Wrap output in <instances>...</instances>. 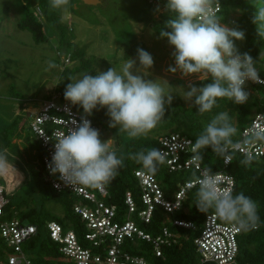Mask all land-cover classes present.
<instances>
[{"label": "clouds", "instance_id": "9594fccd", "mask_svg": "<svg viewBox=\"0 0 264 264\" xmlns=\"http://www.w3.org/2000/svg\"><path fill=\"white\" fill-rule=\"evenodd\" d=\"M70 0H50L53 9L66 10ZM254 9L252 23L256 33L264 39V0H250ZM220 0H167L165 10L171 15L160 30L161 38H167L174 46L172 53L175 67L183 77L202 74L211 82L197 86L189 81L184 99L191 101L199 114L209 113L219 107L218 101L227 98L236 104H245L250 93L246 83H257L261 78L254 60L248 53H240L235 41H243L245 32L238 27L222 23ZM169 29V30H165ZM137 60L128 58L118 71L115 67L97 74H81L71 78L64 92L65 99L72 105L83 108L85 118L72 122L65 132L52 134L55 141L54 154L48 164L52 175L59 178L73 190L78 186L102 189L117 178L124 160L111 147L110 140L101 139L98 129L87 119L94 110L106 108L110 117L109 127L118 128L131 138L146 136L163 121L166 105L173 103V93L167 92L160 79H147L154 64L153 56L143 48L137 49ZM262 54L260 53V58ZM49 67L55 65L49 61ZM264 145V126L253 125L246 136L239 130L228 111L217 113L205 125L204 130L192 143V159L202 161L203 151L211 149L218 156L237 151L241 145L253 147ZM8 149L0 150V176H8L15 166L8 159ZM130 159L147 172L155 174L166 162V154L157 148H141L130 154ZM253 161L251 152L241 161L249 165ZM18 171V170H17ZM194 175L198 185L195 205L202 213L210 210L220 220L232 224L237 230L256 229L260 217L257 203L243 192L233 194L223 187V181L211 166L199 169Z\"/></svg>", "mask_w": 264, "mask_h": 264}, {"label": "trees", "instance_id": "16d2710c", "mask_svg": "<svg viewBox=\"0 0 264 264\" xmlns=\"http://www.w3.org/2000/svg\"><path fill=\"white\" fill-rule=\"evenodd\" d=\"M166 3L167 0H161V5L159 6V11L161 12H159L158 18H154L150 14L139 18L141 22L148 21L158 36H160V30L164 28L166 21L172 18L165 10ZM220 4L223 10L219 16L223 18L222 23L224 24L230 23L233 13L240 11L241 14L235 19L232 27H238L243 30L245 39L243 41L237 40L235 43L240 53H248L254 60L260 62V67L257 68L260 76L264 78V58L259 60L260 53L264 57V39H260L257 36L256 26L252 23L254 9L249 0H220ZM152 5L148 2L150 8ZM18 28L30 32L36 44H42L48 40L44 24L35 12L26 11L24 19L18 22ZM163 39L167 40V38ZM138 48H143L149 52L145 43L136 42L127 49L125 59L137 57ZM70 56L71 58L77 57L75 53ZM66 71L64 70V72ZM210 82V77H208L198 81L197 86H203ZM247 87H250L252 92H249V100L245 104H236L225 98L219 100V107H215L211 112L199 114L194 104L186 107L179 102H173L171 106L166 105L165 117L154 129L155 136L129 140L118 136L114 139V150H116L118 157L123 158L124 164L120 168L117 178L106 184V187L109 191L107 201L117 207L119 221H125L128 215V207L125 203L127 192L133 194L137 205L142 209L141 188L135 176V171L143 169V167L130 159V154L139 151L141 148L160 149L158 138L169 133H179L195 142L196 138L204 130L205 125L213 116L222 111L229 112L241 135L242 131L251 123L255 114H253L254 111L256 113H264V86L247 83ZM65 101L67 100L65 99ZM69 103L71 104V102ZM72 106L80 111L81 106ZM30 132L27 134L24 127L20 128L19 118H16L11 123L0 119V150L4 148L8 150L18 149V144L14 141H21L25 146L26 171L29 174V179L27 178L25 183L27 194L17 203H14L12 195H9V202L4 208L1 220L19 219L37 226V233L23 245L26 255L32 260L33 264H74L72 260L60 252L58 245L52 241L47 225L51 221H57L65 229H74L79 238L82 239L83 224L74 212V206L78 203V199L67 192L58 193L46 182L43 167L44 152L39 141ZM244 158L238 154H233L230 164L225 166L224 156L216 155L209 148L203 151V159L200 162L203 167L211 166L214 172L226 171L232 175L235 179L233 194L243 192L257 203V212L260 217L259 224L256 229L242 231L239 238L238 263L264 264V156L253 158L252 163L249 165L241 163ZM152 175L158 178L166 197L171 199L178 186L188 180H192L196 174L190 172L172 173L168 170V167L162 164L158 167L157 172ZM197 189L198 186L188 191L187 199L184 203L185 211L178 213L174 217L192 221L200 228L206 216L213 212L210 210L207 213H202L198 210L195 205ZM53 203L63 205L65 210L63 215H53L49 212L48 206ZM165 221L166 215L162 209L158 208L154 212L151 224L143 226V228L156 235L164 226ZM165 226L170 227L173 232L180 233L178 243L164 249L162 257L153 256L151 246L146 243L142 245V248H146L149 253L143 250L138 253L149 258L152 264H198L200 256L193 242L196 234L188 230L174 228L169 223L165 224ZM12 253L13 250L0 235V264H8L7 258Z\"/></svg>", "mask_w": 264, "mask_h": 264}, {"label": "rangeland", "instance_id": "374dc122", "mask_svg": "<svg viewBox=\"0 0 264 264\" xmlns=\"http://www.w3.org/2000/svg\"><path fill=\"white\" fill-rule=\"evenodd\" d=\"M99 1L98 5L88 6L82 0H70L66 10H59L50 7V0H0V119L11 123L19 118L20 128L24 127L29 134L31 114L43 101L57 93L65 100L67 84L71 83V78H80L83 73L95 75L111 67L119 71L128 60L125 59L127 49L136 42L145 43L154 58L147 79H160L165 90L173 93V102L186 107L193 105L183 98L187 84L192 81L197 85L198 81L208 77L198 74V79L197 76L183 77L179 71L170 72V66L175 67L173 46L158 36L148 21H139L147 14L158 18L159 7L152 5L150 8L149 0ZM26 11L40 16L47 42L36 44L30 32L18 28V22L24 19ZM240 14L236 11L232 18L236 19ZM72 53L77 57L66 63L65 59ZM131 59H136L139 67L137 57ZM49 61L55 67L50 68ZM256 67H260V62ZM246 91L252 92L250 87ZM80 112L86 115L82 107ZM87 117L96 124L102 140L111 139L113 149L116 137L133 139L118 128L109 127L110 117L106 108H98ZM153 136L154 130L138 138ZM14 142L18 149L8 150V159L18 170H12L15 182L7 178L5 181L0 176V183L7 186L12 201L17 203L27 194L25 183L29 174L26 171L25 146L21 141ZM77 201L82 202L80 199ZM48 209L53 215H63L65 211L62 204L54 203Z\"/></svg>", "mask_w": 264, "mask_h": 264}, {"label": "built area", "instance_id": "2783aa9c", "mask_svg": "<svg viewBox=\"0 0 264 264\" xmlns=\"http://www.w3.org/2000/svg\"><path fill=\"white\" fill-rule=\"evenodd\" d=\"M149 3L159 7L161 0H149ZM222 10L221 5L217 14L220 15ZM229 22L226 24L232 27L235 19L231 18ZM70 60L71 56L67 57L65 62L69 63ZM260 78L257 83L252 81L247 83L264 86V78L261 76ZM83 118L85 115L57 93L40 104L39 108L31 114L29 123L30 131L39 141L44 152L43 167L46 182L58 193L67 192L78 200H82L74 206V212L83 224L82 239L74 229H65L57 221H51L47 225L50 238L58 245L65 257L72 260L74 264H152L149 258L138 252L143 250L149 253L146 248H142V245L146 243L151 246L153 256L162 257L164 249L177 244L180 233L173 232L170 227L165 226L169 223L174 228L196 234L193 242L200 256L198 264H239V238L242 231L220 220L214 213L206 216L200 228L192 221L174 217L185 211L184 203L188 191L198 186L194 179L180 184L169 199L157 177L144 169L135 171L141 188L142 209L137 205L133 194L127 192L125 203L128 207V215L126 220L121 222L118 220L117 207L107 201L109 191L106 185L102 189L78 186L76 190H73L59 178V174L52 175L48 164L55 151V141L47 138L55 133H67L70 127H74L72 124L74 120L79 123ZM86 118L91 121L93 128L98 129L89 117ZM253 125L264 126V113L253 115L251 123L242 131L241 137L246 136ZM158 141L160 150L167 157L164 165L170 172H190L199 175L198 170L204 168L200 161L192 159L193 154L190 151L194 143L192 139L179 133H169L160 136ZM247 152H251L253 158H261L264 156V145L258 144L253 147L241 145L237 151L224 155V165L230 164L233 154L245 157ZM215 173H218L224 182L222 186L234 192V177L226 171ZM8 196L7 186L0 183V235L13 250L7 258L8 264H33L26 255L23 245L37 233L38 228L19 219L1 220L4 208L9 202ZM158 208L163 210L166 221L160 232L154 235L143 226L151 224L154 212Z\"/></svg>", "mask_w": 264, "mask_h": 264}, {"label": "water", "instance_id": "95a60500", "mask_svg": "<svg viewBox=\"0 0 264 264\" xmlns=\"http://www.w3.org/2000/svg\"><path fill=\"white\" fill-rule=\"evenodd\" d=\"M86 5L89 6H95L97 5L100 1L99 0H82Z\"/></svg>", "mask_w": 264, "mask_h": 264}, {"label": "crops", "instance_id": "0c3cea01", "mask_svg": "<svg viewBox=\"0 0 264 264\" xmlns=\"http://www.w3.org/2000/svg\"><path fill=\"white\" fill-rule=\"evenodd\" d=\"M98 4H100V2H99ZM98 4H97V5H98ZM88 6H89V5H88ZM12 172H13V171H11L10 174H9L8 176H1V177H3V178L5 179V181H6V178H7V180H8V179H13L14 182H15V177H14V175H13ZM16 178H17V177H16Z\"/></svg>", "mask_w": 264, "mask_h": 264}]
</instances>
